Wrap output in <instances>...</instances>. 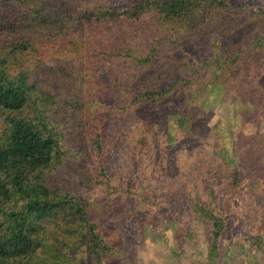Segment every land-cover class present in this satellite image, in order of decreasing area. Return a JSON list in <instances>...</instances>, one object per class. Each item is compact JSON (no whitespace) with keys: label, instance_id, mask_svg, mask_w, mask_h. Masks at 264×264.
Here are the masks:
<instances>
[{"label":"rangeland","instance_id":"obj_1","mask_svg":"<svg viewBox=\"0 0 264 264\" xmlns=\"http://www.w3.org/2000/svg\"><path fill=\"white\" fill-rule=\"evenodd\" d=\"M227 1L233 9L204 6L194 26L155 12L108 21L100 31L119 57L106 40L82 59L57 57L82 88L70 159L89 172L75 190L106 246L96 257L82 241L74 264H264V0Z\"/></svg>","mask_w":264,"mask_h":264},{"label":"trees","instance_id":"obj_2","mask_svg":"<svg viewBox=\"0 0 264 264\" xmlns=\"http://www.w3.org/2000/svg\"><path fill=\"white\" fill-rule=\"evenodd\" d=\"M72 1L0 0V264H74L72 252L84 240L93 256L106 249L90 203L75 190L91 177L70 159L83 134L82 88L57 57L82 59L105 40L121 56L122 48L100 31L108 21L155 12L161 22L194 26L204 6L233 9L227 0H134L95 12L75 9ZM106 52L103 47L101 55ZM97 170L105 177V166Z\"/></svg>","mask_w":264,"mask_h":264}]
</instances>
